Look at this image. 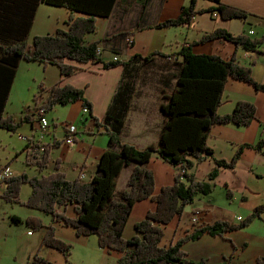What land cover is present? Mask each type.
<instances>
[{
	"label": "trees",
	"instance_id": "obj_1",
	"mask_svg": "<svg viewBox=\"0 0 264 264\" xmlns=\"http://www.w3.org/2000/svg\"><path fill=\"white\" fill-rule=\"evenodd\" d=\"M35 1L68 9L69 28H58L55 33L36 35L30 43L27 35L32 14L22 13L23 0H0V129L17 132L24 121L38 120L33 114L26 112L28 106L24 108L20 121H16L12 115L5 114L21 60L37 61L45 65L55 64L59 66L62 75L74 74L78 69V66L67 62L68 60L77 63L102 62L106 69L122 65L126 77L133 69L131 65L135 61L146 63L157 55L167 56L161 50H156L148 56L134 54L128 59L117 57L106 61L99 52V49L102 50L103 39L93 43L85 41L86 34L93 33L98 28L99 16L110 17L116 7L129 11L135 3L145 8L150 0ZM197 1L191 0L189 5L182 6L178 16L148 26L154 28L186 26L198 13L208 11L218 12L223 19H247L250 15L246 10L233 7L222 0H210L216 5L207 9H197ZM7 36H10V39L4 40ZM218 38L244 46L250 51H257L264 43V36H249L247 30L232 34L228 30L217 29L204 34L200 40L188 46L183 45L177 53L181 61L178 62L174 77L175 87L168 96H163L161 110L166 120L158 144H149L143 149L121 141L129 106L119 97L120 91L115 94L106 115L100 118L94 115L93 103L85 96L84 88L73 84L62 86L57 83L46 89L41 83L40 89H46L48 92V96L43 100L46 115L50 114L57 104L65 106L82 101V106L89 108V124L85 125L84 131L94 128L101 131L109 136V142L116 148L108 149L101 154L96 173L89 181L81 177L75 180L67 178L58 161L55 170L49 174L30 176L22 172L6 180H0V184H5L3 192L0 193V200L39 209L50 215L53 222H64L73 227L78 236L97 235L99 247L121 254L114 264H208L205 259L193 261L189 258L188 253L182 249L184 243L196 240L206 232L212 236H224L230 231L244 230L255 219H260L264 215L263 203L255 206L241 221L234 223L219 219L213 223H201L180 238H174L169 245H163L165 225L170 224L176 216H183L185 207L196 201L199 196L211 194L220 172L224 169H235L245 149L253 148L262 152L264 146V138L251 144H239L235 155L228 160L216 158L208 144L211 128L215 125L233 123L250 126L256 119V105L244 99L236 103L231 113L218 112L223 103L228 79L243 80L264 91V84L257 81L252 69L243 65L235 55L231 59H224L218 55H199L192 51L194 44ZM33 98L35 104L41 101L37 94ZM31 142L32 140H28L26 145V163L36 166L43 172L51 161L52 148L59 145L60 141L43 144V151L31 150ZM154 155L160 156L165 162L179 169L175 173L174 183L162 186L158 193H155L154 173L147 166ZM208 159L214 163L212 170L207 173L206 178H197L195 172L191 170ZM125 168L130 169L127 184L124 189L118 191L117 179ZM23 184H29L32 188L27 200L21 199ZM147 198L156 204V208L135 224L136 234L126 238L124 230L135 204ZM227 198H232L229 189ZM69 204L75 207L77 212L75 218L66 215ZM11 220L15 224L22 221L18 216H12ZM25 223L31 231L44 232L41 247L48 246L60 251L68 264H71L69 257L72 254V245L57 235L54 223L45 224L38 216L28 217ZM244 246L246 247L247 243ZM48 262L50 261L40 254L38 248L25 263L16 264ZM258 263L264 264V256L258 257Z\"/></svg>",
	"mask_w": 264,
	"mask_h": 264
},
{
	"label": "crops",
	"instance_id": "obj_2",
	"mask_svg": "<svg viewBox=\"0 0 264 264\" xmlns=\"http://www.w3.org/2000/svg\"><path fill=\"white\" fill-rule=\"evenodd\" d=\"M191 0H150L145 8L135 3L129 11L116 7L110 17L99 16L98 28L95 32H89L85 36L86 43H93L103 39L102 56L106 61L116 57L128 59L134 54L148 56L150 53L161 50L167 56L157 55L146 63L135 61L129 75L125 76V68L122 65L106 69L102 62L77 63L74 60L67 62L78 66L74 74L62 75L59 66L55 64L45 65L37 61L21 60L11 88L9 102L6 105V115H12L16 121L23 118V110L26 106L35 104L34 96L39 95L40 100L48 96L46 89L59 83L64 86L73 84L84 88L85 96L93 103V113L98 117L106 115L111 106L115 94L120 91V98L129 106L126 122L122 130L121 141L133 144L143 149L149 144H158L160 132L165 123V115L161 108L164 95L172 92L175 87V74L181 57L177 55L181 47L188 46L192 42L200 40L202 36L217 29H225L232 34L243 33L249 28H256L260 32L264 30V0H222L233 7L246 10L249 13L247 19H223L216 11L198 13L189 25L174 27L154 28L148 25L156 24L167 18H174L180 14L182 6L189 5ZM23 14H32L27 40L32 43L36 35L55 33L58 28H69V10L62 6L36 2L35 0H23ZM216 5L210 0H198L197 9H207ZM132 16H129L132 11ZM33 10V11H32ZM32 11V13H31ZM218 13V15H216ZM81 15V14H78ZM14 27V26H11ZM131 37L128 43L127 39ZM10 36L4 37V40ZM192 51L199 55H218L224 59H231L234 55L246 67L252 69L254 77L264 84V60L257 51L246 50L244 46H238L229 40L218 38L205 43H196ZM134 66V67H133ZM44 84L45 90H41ZM118 97V98H119ZM250 101L257 107L256 119L250 126L237 124H218L211 128L208 144L212 147L216 158L231 159L239 144H251L264 138V91H260L252 84L230 78L226 82L223 103L218 112L220 114L231 113L239 100ZM82 101L69 105L57 104L51 113L54 121L47 117L51 127L42 132L37 119L34 122L24 121L17 132L0 129V170L9 166L13 175L28 173L30 176H42L55 170L59 161L61 169L67 178L75 180L80 174L85 173L84 180H91L96 173L98 161L103 152L116 148L109 142V136L97 129L84 131L89 124V114H83ZM50 113V114H51ZM56 119V120H55ZM74 122L78 128L75 144L65 141L67 128L65 123ZM83 126V127H81ZM17 136V143H12ZM26 137V139L22 138ZM39 139L43 144H53L60 141L51 150L49 166L41 172L36 166L26 163L27 141ZM12 145H14L12 147ZM5 146H11L12 152L5 150ZM4 149L2 150L1 149ZM11 155V156H10ZM149 170L154 173L156 179L155 193L162 186L172 185L178 167L173 166L160 156L154 155L147 163ZM213 161L208 159L195 166L191 171L199 179L206 178L212 170ZM130 169L121 171L116 187L121 191L126 187ZM5 184H0V193ZM227 189L232 192V198H227ZM223 191L226 201L222 200L217 191ZM32 188L29 184H23L21 199L27 200ZM220 193V192H219ZM222 193V192H221ZM207 197L197 198L185 207L183 216H176L170 224L164 226L163 245H169L174 238H180L187 231L197 227L192 222V217L200 216L203 224L213 223L219 219L230 222H238V216L245 217L254 207L264 203V146L262 152L256 149H245L243 156L238 161L235 169H224L220 172L214 191ZM205 198V200H204ZM6 207L0 215V224L7 223L8 227L26 225L25 221L30 216L40 217L45 224L54 223L56 233L66 241L80 245H94L103 256V264H114L120 257L116 251H108L99 247L97 235L78 236L73 229L64 222H53L52 217L39 209L29 208L23 211L17 209V204H9L0 200V207ZM11 206V210L7 207ZM14 205V206H13ZM22 206V205H19ZM156 208L151 199H145L135 204L129 217L124 236L133 237L135 224L142 220L149 211ZM64 208L62 207L61 210ZM191 211H188V210ZM75 207L67 206L66 215L71 218L77 216ZM12 216L22 219L15 224ZM264 220V215L260 219ZM28 228V226L26 225ZM250 227V226H249ZM260 234L244 233V230H234L225 233L224 236H212L204 233L196 240L184 243L182 249L188 253L193 261L205 259L208 264H259L258 257L264 256V229ZM264 228V227H263ZM31 231L29 228L22 235H16L10 229L4 236L0 234V264L25 263L40 248V253L46 259H61L56 249L48 246H40L43 239V231ZM169 232V234H167ZM11 233V234H9ZM39 233V234H35ZM16 238L18 245L14 254L5 251L8 240ZM245 243L247 246L245 247ZM53 257V258H52ZM55 260V259H54ZM66 261V260H65Z\"/></svg>",
	"mask_w": 264,
	"mask_h": 264
},
{
	"label": "rangeland",
	"instance_id": "obj_3",
	"mask_svg": "<svg viewBox=\"0 0 264 264\" xmlns=\"http://www.w3.org/2000/svg\"><path fill=\"white\" fill-rule=\"evenodd\" d=\"M136 10H137V8H135L129 16H132L134 14L133 12L136 11ZM49 115H50V119L54 121V114L51 113ZM14 137H16V138H15L14 141H12V143H14V142L17 143L16 142V141H18L17 136H14ZM13 146L14 145H12V147ZM12 147L11 146H5V150L2 149V147H1V149L4 150L3 151L4 153L7 152V151L12 152ZM217 193L221 195L222 200H225L226 201V197H225V195H224V193H223L222 190L221 191L218 190ZM200 197L203 198V197H207V196L202 195ZM204 200H205V198H204ZM197 203H199L198 200H196L195 204H197ZM19 205H21V204H17L16 207H17V209H20V211H23L25 209H28L27 207H25V205H22V206H19ZM7 208L9 210H11V206L8 205ZM5 210H7L6 207H4V205L1 206L0 207V215H4V214H2V212L5 211ZM188 211H191V210L189 209ZM242 219H243V217H241V220ZM241 220H239V221H241ZM8 226L9 225H7V223H3V222L0 224V234L2 236H4V234L6 232H9L10 229L17 236L18 235H22L23 232L27 231V229H28L26 227V225H24V224H23V226H21V225L20 226L19 225L18 226H11V228H9ZM258 226L260 227L259 228L260 230H263L264 229L263 228L264 227V220H256L255 219L253 221V223L250 225V227L245 228V231H243V232L244 233L245 232L246 233H250L251 232V233H254L255 235L260 234V231L257 228ZM9 234H11V233H9ZM35 234H39V233H35ZM167 234H169V232H167ZM8 241H9L8 242L9 244H8V247L6 246L5 251L8 252V254L10 253L12 255V254H14L17 251V248H18V245L16 243L17 241H16V238H11ZM68 242H70V241H68ZM71 245H72V254L69 257V262L71 264H103V262H102V260H103L102 254H100V251L98 249H94L96 247V244L94 245V243H93L92 245L85 246V245L71 243ZM56 251L61 256V259H57V258H54L55 260L54 259H52V260L51 259H48L50 262L44 263V264H68V262L65 261L66 258L64 257L63 253H61L58 250H56Z\"/></svg>",
	"mask_w": 264,
	"mask_h": 264
},
{
	"label": "built area",
	"instance_id": "obj_4",
	"mask_svg": "<svg viewBox=\"0 0 264 264\" xmlns=\"http://www.w3.org/2000/svg\"><path fill=\"white\" fill-rule=\"evenodd\" d=\"M216 15H218V13ZM247 34L249 36H252V37H262V36H264V30H262V32H260L256 28H249L247 30ZM127 41L129 43L131 41V37H128ZM99 52L102 53V50L99 49ZM258 52L260 53L261 58L264 60V43L259 46ZM115 59H117V57ZM43 104H44V102L42 99L38 104L30 106L29 109L26 110V112L28 114H33L36 118H38V121L40 123V128H41L42 132L44 133L50 129L51 124L49 123V119L46 115V110H45ZM82 112H83V114H88L89 108L87 106H83ZM65 126L67 128V136H65V141L69 144L74 145L75 141H76V136L78 134V126L76 124H74V122H67V123H65ZM22 138L26 139V137H22ZM30 149L43 151L44 146H43V143L39 139H34V140H32V142L30 144ZM11 176H13V173H12L9 166H5L0 170V180H2V181L6 180V178L11 177ZM85 176L86 175L83 172L80 174V177L82 179L85 178ZM199 217L200 216H195V217L193 216L192 217V222L194 225L201 224ZM237 219L241 220V217L238 216ZM29 234H32V231H29Z\"/></svg>",
	"mask_w": 264,
	"mask_h": 264
}]
</instances>
